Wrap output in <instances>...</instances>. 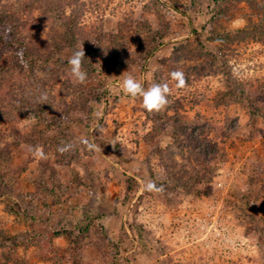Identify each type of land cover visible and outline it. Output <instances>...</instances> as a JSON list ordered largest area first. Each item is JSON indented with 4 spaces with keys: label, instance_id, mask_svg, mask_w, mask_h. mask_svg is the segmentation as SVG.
Segmentation results:
<instances>
[{
    "label": "rangeland",
    "instance_id": "374dc122",
    "mask_svg": "<svg viewBox=\"0 0 264 264\" xmlns=\"http://www.w3.org/2000/svg\"><path fill=\"white\" fill-rule=\"evenodd\" d=\"M65 2L74 40L35 26L49 63L23 81L2 55L23 85L0 104V264H264V0ZM129 73L167 106L128 97Z\"/></svg>",
    "mask_w": 264,
    "mask_h": 264
},
{
    "label": "trees",
    "instance_id": "16d2710c",
    "mask_svg": "<svg viewBox=\"0 0 264 264\" xmlns=\"http://www.w3.org/2000/svg\"><path fill=\"white\" fill-rule=\"evenodd\" d=\"M65 0H0V78L3 75L2 71V55H7L10 52L8 59L11 61V68L9 69L12 78L23 80L29 76L34 65H45L50 62L51 56L44 50H40L43 47L45 50H49L48 44L51 41H41L37 33L34 32L35 26L45 27V25H58L63 31V35L74 40L76 37V30L79 28V21H71L65 13L67 8ZM34 12L37 13L38 17L33 18ZM81 11L80 18L84 16V12ZM58 23V24H56ZM263 27L258 28L254 32L262 33ZM32 47L37 52L45 53L41 55V60L34 61V55L32 54ZM54 47H56L54 45ZM23 56L28 62L30 69L28 70L24 66L20 65L18 56ZM29 59V60H28ZM24 81V80H23ZM27 81V80H26ZM16 82V81H15ZM27 83V82H26ZM16 82L13 87L6 86L4 81L0 80V104L5 103L4 100L7 96L10 97L12 93L17 92L22 88L23 83ZM20 86V87H19ZM19 88V89H18ZM251 91V89H249ZM244 94V93H243ZM12 98V96H11ZM13 99V98H12ZM43 104L39 105V108ZM257 105L252 107L256 109ZM2 109V108H1ZM257 111V110H255ZM253 115V114H252ZM60 119H64V116L60 114Z\"/></svg>",
    "mask_w": 264,
    "mask_h": 264
},
{
    "label": "clouds",
    "instance_id": "9594fccd",
    "mask_svg": "<svg viewBox=\"0 0 264 264\" xmlns=\"http://www.w3.org/2000/svg\"><path fill=\"white\" fill-rule=\"evenodd\" d=\"M85 59L86 58L81 46V50L74 52L69 60L72 76L81 83L85 82L88 76V73L83 69V62ZM170 77L176 82L178 88H183L185 86L186 81L182 71H173L170 73ZM122 89L128 97L133 99L140 98L144 109L148 112H158L164 109L169 103L170 88L167 83L154 82L151 86L145 87L134 74L129 73L122 80ZM82 143L89 149L101 151L99 146L91 143L88 139H84ZM26 147H28L29 151H35V154L41 159L47 158L42 149L33 150L31 146ZM64 150L66 149H60V151ZM145 188L146 190H155L156 186L154 182L148 181Z\"/></svg>",
    "mask_w": 264,
    "mask_h": 264
}]
</instances>
